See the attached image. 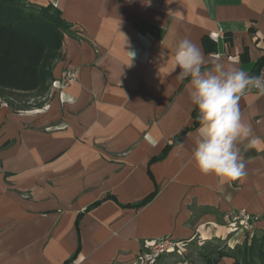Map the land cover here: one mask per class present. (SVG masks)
<instances>
[{
  "label": "crops",
  "instance_id": "0c3cea01",
  "mask_svg": "<svg viewBox=\"0 0 264 264\" xmlns=\"http://www.w3.org/2000/svg\"><path fill=\"white\" fill-rule=\"evenodd\" d=\"M26 1L52 3L71 23L52 81L65 68L78 76L63 90L50 85L40 106L0 105V264H136L143 240L164 235L232 248L248 232H229V210L256 216L251 234L264 232V94L241 95L245 175L224 182L191 159L200 125L174 63L188 38L205 67L222 62L253 76L264 56V0Z\"/></svg>",
  "mask_w": 264,
  "mask_h": 264
},
{
  "label": "trees",
  "instance_id": "16d2710c",
  "mask_svg": "<svg viewBox=\"0 0 264 264\" xmlns=\"http://www.w3.org/2000/svg\"><path fill=\"white\" fill-rule=\"evenodd\" d=\"M70 26L71 23L52 3L37 5L26 0H0V105L4 102L13 111L28 109L31 104H26L23 98L26 94L34 93V96L42 98L49 91L54 66L62 56L63 36L65 33L72 34ZM263 62L264 56L258 61V69ZM41 103L35 105L40 106ZM197 115L194 107L193 126L199 124ZM188 129L184 128L171 137V143L166 144L149 162L163 158L172 145L181 141ZM155 194L156 190L132 205L142 206ZM105 198L114 199V196L107 195ZM99 202L92 203L85 210ZM76 229L78 232L77 225ZM79 249L78 239L76 250L65 262L73 260ZM198 255L202 264H219L222 257L233 258L232 264H264V232L246 233L243 241L232 248L204 243ZM181 260L188 261V256H183Z\"/></svg>",
  "mask_w": 264,
  "mask_h": 264
},
{
  "label": "clouds",
  "instance_id": "9594fccd",
  "mask_svg": "<svg viewBox=\"0 0 264 264\" xmlns=\"http://www.w3.org/2000/svg\"><path fill=\"white\" fill-rule=\"evenodd\" d=\"M174 63L178 79L188 81L190 100L198 113V138L191 154L196 168L224 182L242 177L245 165L237 141L247 136L250 128L242 122L239 100L250 86L264 91L261 78L222 62L205 67L200 48L188 38L177 44Z\"/></svg>",
  "mask_w": 264,
  "mask_h": 264
},
{
  "label": "built area",
  "instance_id": "2783aa9c",
  "mask_svg": "<svg viewBox=\"0 0 264 264\" xmlns=\"http://www.w3.org/2000/svg\"><path fill=\"white\" fill-rule=\"evenodd\" d=\"M77 76L78 70L65 68L61 71L59 78L51 82V86L60 90L66 89L76 80ZM255 76L261 78L262 86H264V62ZM249 89L264 94V91H261L260 88L250 86ZM255 219L256 216L245 210H229L224 215V224L231 233L240 231L248 232L251 235ZM186 244L184 240L174 239L169 235L145 239L142 242V252L139 254L136 264H155L159 257L168 253L183 254Z\"/></svg>",
  "mask_w": 264,
  "mask_h": 264
},
{
  "label": "rangeland",
  "instance_id": "374dc122",
  "mask_svg": "<svg viewBox=\"0 0 264 264\" xmlns=\"http://www.w3.org/2000/svg\"><path fill=\"white\" fill-rule=\"evenodd\" d=\"M33 94L34 93H29V94H26L23 97L25 102H26V104H29V105L31 104V107H29L30 109L34 108L36 106L35 104L44 101L40 97L34 96ZM2 103H4V102H2ZM15 104L19 105L18 103H15ZM20 104H22V103H20ZM199 242H201L200 239L196 238L192 242V244H186L183 254L178 255V254L174 253L172 258H169V257L167 258V256H165L166 254H164L163 257H160V258L157 259L155 264H175V262L177 260H181V257H183V256H188V260L189 261H193V262L197 261L199 264H201V262L199 261L200 258H199L198 254H199V251H200L199 247L202 244H199Z\"/></svg>",
  "mask_w": 264,
  "mask_h": 264
}]
</instances>
